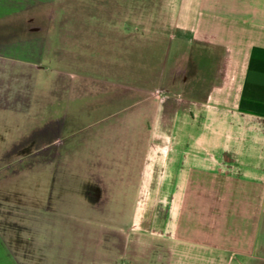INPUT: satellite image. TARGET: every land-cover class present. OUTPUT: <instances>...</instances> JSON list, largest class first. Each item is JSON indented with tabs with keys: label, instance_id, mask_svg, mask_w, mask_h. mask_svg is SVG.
Listing matches in <instances>:
<instances>
[{
	"label": "rangeland",
	"instance_id": "obj_1",
	"mask_svg": "<svg viewBox=\"0 0 264 264\" xmlns=\"http://www.w3.org/2000/svg\"><path fill=\"white\" fill-rule=\"evenodd\" d=\"M168 4L52 0L17 15L15 51L3 63L9 70L0 80L5 104L0 109V212L15 221L17 239L26 228L27 243H39L32 250L38 264H168L173 256L164 223L151 221L157 211L153 201H107L110 192H121V176L102 171L108 156L125 157L120 138L143 134L142 193L150 194L147 138L160 137V150L166 149V119L182 99L173 94L182 85L175 76L185 72L184 51L169 50ZM96 154L90 170L99 187L96 201H89L95 222L89 224L78 219L87 214L89 202L73 200L79 197L75 187L80 190L84 183L71 173L83 166L78 160H94ZM110 180L111 187L105 184ZM135 180L131 173L122 178L132 195ZM57 195L63 199L55 201ZM137 208L143 220H136ZM78 230L90 232L92 245L79 239ZM180 257L187 264H205L198 253Z\"/></svg>",
	"mask_w": 264,
	"mask_h": 264
},
{
	"label": "crops",
	"instance_id": "obj_2",
	"mask_svg": "<svg viewBox=\"0 0 264 264\" xmlns=\"http://www.w3.org/2000/svg\"><path fill=\"white\" fill-rule=\"evenodd\" d=\"M49 1L0 0V80L9 70L3 63L15 51L17 15L30 14ZM168 1L169 50L184 51V75L175 76L182 78V85L173 91L182 99H176L166 119V149L160 150V137L147 138L150 194L142 193L140 134L130 141L120 138L126 144L125 157L108 156L104 162V174L121 176V192H110L107 201H153L157 211L151 221L164 223L163 233L174 245L168 264H187L179 260L188 253H198V261L205 264H264V0ZM2 108L5 104L0 103ZM96 157L76 162L84 167L71 174L84 184L83 192L75 187L79 197L75 200L73 194L74 201H96L93 193L99 185L90 170ZM128 173L136 176L133 195L127 183L122 185ZM62 199L57 195L55 201ZM86 205L87 214L78 219L95 223L93 206ZM139 208L136 220H143ZM20 231L23 238L17 239L15 221L0 212V264L39 263L32 253L39 243L29 245L28 229ZM77 234L90 246V232Z\"/></svg>",
	"mask_w": 264,
	"mask_h": 264
}]
</instances>
